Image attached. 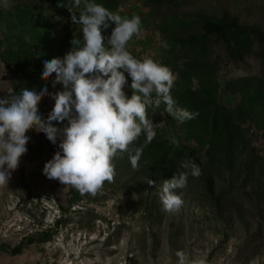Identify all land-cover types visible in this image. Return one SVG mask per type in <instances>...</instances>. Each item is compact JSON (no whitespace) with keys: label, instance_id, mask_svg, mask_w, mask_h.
<instances>
[{"label":"rangeland","instance_id":"374dc122","mask_svg":"<svg viewBox=\"0 0 264 264\" xmlns=\"http://www.w3.org/2000/svg\"><path fill=\"white\" fill-rule=\"evenodd\" d=\"M176 1L178 5L171 7L155 6L148 0H115V9L109 12L122 18L135 15L141 19L140 33L126 45L133 57H150L163 65L166 42L151 27L174 20H216L227 14L242 25H254L264 31V0ZM39 2L0 0V13L4 16L7 11L24 5L34 7ZM86 2L101 5V0H81L78 7L75 0H45L42 4L48 43L65 46L60 52L50 49L59 55L57 58H63L71 49L72 38L82 41L81 25L73 24L71 16L83 12ZM8 24L0 19V75L4 72L0 76V98L10 100L22 88L39 90L45 86L47 92L37 101V111L44 119L54 105L49 93L65 89L54 83L55 73L48 77L41 73L31 76L28 65L20 69L15 66L8 49L14 50L19 33L26 34L27 30L8 31ZM112 27L102 30L106 49H110L107 37ZM212 44L211 57L218 63V99L233 107L237 99L227 96L222 89L229 81L247 77H255L264 84V64L259 58L262 49L256 47L252 56L235 63L227 59L218 44ZM124 75L123 91L130 96L131 77ZM155 98L153 94V101ZM146 118L151 119L156 134L177 141V148L189 153L188 146H194L186 141L180 122L169 116L163 103L150 105ZM52 123L58 129L56 144L36 131L35 126L28 129L27 151L19 157L7 186H0V246L7 250L21 248L20 254L14 256L0 252V264H176L177 250L184 251L191 261L209 258L208 264H264V175L260 177L257 171L264 164V141L253 130L244 131L249 151L238 153L228 171L224 167L210 171L205 159L191 155L200 166L201 175L189 176L187 185L176 190L183 204L177 212L168 213L162 208L160 187L164 180L183 169L177 167L169 175H144L145 162L136 169L120 172L127 151L114 159L113 180L106 181L95 195H82L70 185L46 178L43 165L54 152L60 151L58 145L67 124ZM144 144V140L134 141L128 151L135 152ZM252 161L257 162L256 169L250 166ZM136 172L138 176L134 177ZM203 177L213 181L211 191L206 189ZM147 178L153 185L145 182ZM75 193L78 199L68 206ZM58 220L64 222L56 225ZM46 231L52 232L51 241L39 243L35 235ZM26 237H31V241L24 242Z\"/></svg>","mask_w":264,"mask_h":264},{"label":"clouds","instance_id":"9594fccd","mask_svg":"<svg viewBox=\"0 0 264 264\" xmlns=\"http://www.w3.org/2000/svg\"><path fill=\"white\" fill-rule=\"evenodd\" d=\"M80 3L81 0H75L77 7ZM71 20L81 25L82 41L72 38V47L63 58L43 61L41 75L55 73L54 83L65 89L49 93L54 105L47 117L42 119L37 111V101L47 92L45 86L39 90L22 88L10 100L0 98V186H7L19 157L27 151L26 133L33 126L56 144L58 129L52 122H67L58 145L60 151L44 163L42 174L72 186L82 195H95L106 181L113 180V161L118 155L128 151L142 133L145 144L154 139V124L146 118L150 105L163 103L165 111L181 123L198 115L180 108L173 99L175 76L167 66L150 57L137 59L127 50L128 42L142 29L139 16L122 18L100 4L86 2L84 11L79 15L73 13ZM110 25L114 27L107 37L110 49H106L102 30ZM124 73L131 77L130 96L123 91ZM141 155L142 147H137L129 156L133 169L138 167ZM180 168L183 171L164 180L159 190L162 208L168 213L177 212L183 204L176 190L187 185L189 176L201 175L199 165L190 159L182 161ZM145 182L154 183L148 178ZM175 257L176 264H206L204 258L191 261L182 250H177Z\"/></svg>","mask_w":264,"mask_h":264},{"label":"trees","instance_id":"16d2710c","mask_svg":"<svg viewBox=\"0 0 264 264\" xmlns=\"http://www.w3.org/2000/svg\"><path fill=\"white\" fill-rule=\"evenodd\" d=\"M45 0L34 7L24 5L21 9L15 8L13 12L7 11L0 19L9 23L7 30L21 29L27 33H19L14 50L8 49V55L15 62V66L27 65L31 76L38 75L44 66V60L57 58L51 48L58 52L63 44L50 46L48 43V28L43 22V6ZM73 1V0H68ZM155 6L178 5L176 0H148ZM101 5L107 10L115 9V0H101ZM155 31L166 42L163 65L167 66L175 76L171 90L173 99L180 108L189 112H196L194 119L180 122L186 141L194 146L189 153L177 148L175 144L156 134L154 139L142 148V155L138 167L146 162L144 175L173 173L180 163L186 159L194 162L191 155H199L205 159L206 168L210 171L224 167L227 171L234 164L238 153L242 154L249 147L244 131L254 132L264 141V84L255 77L240 78L226 83L222 92L235 97V106L229 107L218 99L220 84L218 82V63L212 59V43L218 44L224 51L228 60L238 63L250 57L256 47L262 49L259 55L264 64V31L254 25H242L234 17L223 14L219 19H194L186 21L174 20L168 24L154 25ZM27 36V39H25ZM59 49V50H58ZM171 117V115H169ZM144 140L142 133L136 140ZM135 152L127 151L128 155L120 164V172L130 171L133 168L129 156ZM252 161L250 166L257 167ZM196 163V162H195ZM254 163V164H253ZM197 164V163H196ZM198 165V164H197ZM137 167V168H138ZM200 167V166H199ZM258 175H264V164L258 166ZM132 172V171H131ZM138 172L134 173V177ZM205 187L211 191L213 181L202 178ZM78 199L77 194L68 202L71 206ZM217 200V199H216ZM64 220H58L56 225ZM52 232L35 235L39 243L51 241ZM25 241H31L26 237ZM0 252L11 256L18 255L21 248L15 247L7 250L0 246ZM209 258L206 259L208 264Z\"/></svg>","mask_w":264,"mask_h":264}]
</instances>
